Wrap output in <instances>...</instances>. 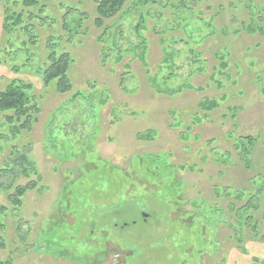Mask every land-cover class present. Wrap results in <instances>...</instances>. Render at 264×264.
Masks as SVG:
<instances>
[{"label": "rangeland", "instance_id": "obj_1", "mask_svg": "<svg viewBox=\"0 0 264 264\" xmlns=\"http://www.w3.org/2000/svg\"><path fill=\"white\" fill-rule=\"evenodd\" d=\"M99 1L39 0L25 66L0 62V89L21 80L41 107L0 153L9 168L27 145L26 172L0 175V264L264 261L250 224L264 234V0H126L108 18ZM49 42L70 56L66 94L42 86ZM250 194L260 206L239 226Z\"/></svg>", "mask_w": 264, "mask_h": 264}, {"label": "trees", "instance_id": "obj_2", "mask_svg": "<svg viewBox=\"0 0 264 264\" xmlns=\"http://www.w3.org/2000/svg\"><path fill=\"white\" fill-rule=\"evenodd\" d=\"M2 1V0H0ZM39 0H11L2 1L3 10V25H2V39L0 47V62L4 60L3 63L12 72L18 73L22 67L25 65V61H19L20 54L27 51L29 45H34L35 36L33 32L35 28L33 26L25 25L26 18L33 16L31 8L36 6ZM156 0H138L142 6H146L149 3H155ZM206 0H194V2L201 3ZM126 0H100L96 11L100 18H108L113 16L115 13L119 12L125 5ZM98 19L96 22L100 21ZM261 31V30H260ZM52 46L50 42L47 44L49 50L47 52V67L43 70L41 74L42 86L47 87L48 85L54 83V91L57 94H66L71 91V83L68 78V71L70 68L71 60L67 53L57 54L52 51ZM15 59H13V57ZM19 55V57H17ZM13 59V60H12ZM167 61V60H166ZM8 63V64H7ZM21 63V64H17ZM221 70L226 68V64L221 62ZM216 74L223 75V73L216 72ZM216 74L214 76H216ZM216 106V102L211 101L207 105V109H212ZM41 113V107L38 104L37 97L35 96V89L32 85L27 84L21 80H11L5 84V86L0 89V153L4 151L5 145L9 141H15L16 138L23 133H30L33 131L35 124L38 122V117ZM254 139L247 138L246 142L249 144L246 151L244 152L245 158L251 155V146ZM245 142V143H246ZM238 151L245 150L246 147L241 145V141L238 140ZM247 146V145H245ZM9 160L12 166L9 168H0V175L9 174L13 175L15 172L14 167L20 168L23 172H26L25 165L26 158L24 155V149L27 145L18 147V142L10 147ZM263 178H256L254 182L257 183L258 187H261V182L264 185ZM35 188V184L29 183L24 187H17L13 194L7 193L8 201L14 207H19L21 200L24 195ZM262 189V187H261ZM264 193V190H261ZM244 196L241 192L240 198ZM260 195L250 197L248 201L243 205L242 210L239 213L238 225L242 226L247 222H252L253 218L249 216V212L253 209H258L260 206ZM5 214V209L0 207V229L3 230L4 225L2 223L3 215ZM244 221V223H243ZM254 228V234H252L253 240H258L260 243L264 244V234H259L255 229L256 225L250 223ZM239 231V230H238ZM236 232H234L235 234ZM237 249L245 253L243 245L237 247ZM251 264H264V261L258 259H252ZM5 264V263H2ZM8 264V263H6Z\"/></svg>", "mask_w": 264, "mask_h": 264}]
</instances>
